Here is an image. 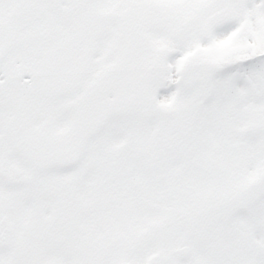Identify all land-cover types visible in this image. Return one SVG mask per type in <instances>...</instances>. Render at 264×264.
Masks as SVG:
<instances>
[{
  "label": "snow or ice",
  "instance_id": "6c2138e0",
  "mask_svg": "<svg viewBox=\"0 0 264 264\" xmlns=\"http://www.w3.org/2000/svg\"><path fill=\"white\" fill-rule=\"evenodd\" d=\"M0 264H264V0H0Z\"/></svg>",
  "mask_w": 264,
  "mask_h": 264
}]
</instances>
